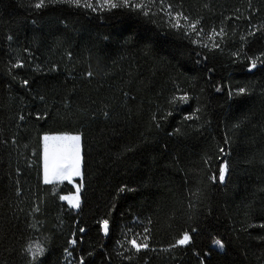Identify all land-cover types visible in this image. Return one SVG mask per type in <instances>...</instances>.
Instances as JSON below:
<instances>
[{
    "label": "trees",
    "instance_id": "16d2710c",
    "mask_svg": "<svg viewBox=\"0 0 264 264\" xmlns=\"http://www.w3.org/2000/svg\"><path fill=\"white\" fill-rule=\"evenodd\" d=\"M38 3L0 0V264H264V0Z\"/></svg>",
    "mask_w": 264,
    "mask_h": 264
},
{
    "label": "snow or ice",
    "instance_id": "6c2138e0",
    "mask_svg": "<svg viewBox=\"0 0 264 264\" xmlns=\"http://www.w3.org/2000/svg\"><path fill=\"white\" fill-rule=\"evenodd\" d=\"M70 3H75L77 5L80 4V0H68ZM150 3H154L155 0H149ZM163 2V0H161ZM44 3V0H40V3L36 5L37 8L42 7ZM104 3L108 5L110 8H116V7H134L136 9H144L148 7L147 4L144 3V0H141L139 3H134V0H120V3L117 4L114 2V0H104ZM87 7H92L91 4H87ZM170 7V6H169ZM147 15V12L144 13ZM182 18V14H177L176 20L177 24L174 26H179V19ZM184 19H187L186 17H183ZM198 23V21L196 22ZM190 27L193 29V31L196 30V25L193 23L190 25ZM252 67H256V62H252ZM241 92L244 90L241 89ZM181 99L186 100V97H181ZM44 140L47 141H70V145H65L62 147L58 154H56L53 157V160L51 164L48 162V148L46 144L45 148V173H44V179L45 183H51L53 179H63V180H71L73 175L79 176L80 170H79V164H80V148H79V142L80 137L77 136H45ZM227 172V165L224 166V168L221 170V173L219 175V180L223 181L225 179V173ZM77 192H79V188H77ZM62 199H69L68 197H62ZM70 203H72L73 207H79V200L78 197H74L69 200ZM108 229V222L104 221V230L107 231ZM190 240V237L185 234L183 238H181L178 243L180 245L187 244ZM130 243L139 250L141 245L137 243L135 239L131 240ZM214 244L219 247L223 248L224 244L220 240H215ZM144 247H147V245H143ZM43 249L40 247H37V249L33 252V256L37 254H42Z\"/></svg>",
    "mask_w": 264,
    "mask_h": 264
},
{
    "label": "rangeland",
    "instance_id": "374dc122",
    "mask_svg": "<svg viewBox=\"0 0 264 264\" xmlns=\"http://www.w3.org/2000/svg\"><path fill=\"white\" fill-rule=\"evenodd\" d=\"M45 136H77V134H50V135H44L43 139H42V144H43V161H42V168H43V180L45 182L44 179V173H45V148H46V144H47V148H48V162L49 164H51L53 157L58 154L59 150L64 147L65 145H70L71 142L70 141H45L44 137ZM80 137V142H79V148H80V164H79V170H80V175L76 176L73 175L71 180H63V179H53V181L51 183H47V184H57V185H65V184H69L72 185L74 187V193L73 194H68V195H63L62 197H68L69 199H62V201H64L69 207L73 208L74 210H79L80 208V203H81V189H82V179H83V171H82V166H83V161H82V139L81 136L78 135ZM77 188H79V192H77ZM74 197H78L79 200V207H73L72 203L69 202L70 199L74 198ZM190 241V240H189ZM189 243V242H188ZM187 243V244H188ZM186 245V244H184ZM37 247H40L39 244H35L32 248L33 251H35L37 249ZM41 248V247H40Z\"/></svg>",
    "mask_w": 264,
    "mask_h": 264
},
{
    "label": "water",
    "instance_id": "95a60500",
    "mask_svg": "<svg viewBox=\"0 0 264 264\" xmlns=\"http://www.w3.org/2000/svg\"><path fill=\"white\" fill-rule=\"evenodd\" d=\"M103 230H104V226H103ZM108 235H109L108 229L107 231L104 230V237H108Z\"/></svg>",
    "mask_w": 264,
    "mask_h": 264
}]
</instances>
